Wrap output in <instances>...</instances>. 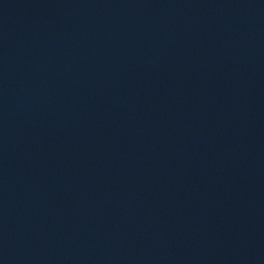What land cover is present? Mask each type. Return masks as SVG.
I'll return each mask as SVG.
<instances>
[{
  "label": "water",
  "instance_id": "1",
  "mask_svg": "<svg viewBox=\"0 0 264 264\" xmlns=\"http://www.w3.org/2000/svg\"><path fill=\"white\" fill-rule=\"evenodd\" d=\"M0 264H264V0H0Z\"/></svg>",
  "mask_w": 264,
  "mask_h": 264
}]
</instances>
